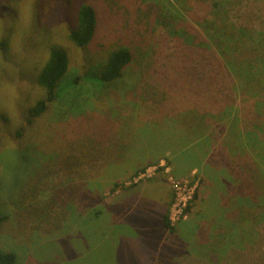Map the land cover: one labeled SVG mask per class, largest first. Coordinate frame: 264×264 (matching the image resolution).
<instances>
[{"label": "rangeland", "instance_id": "374dc122", "mask_svg": "<svg viewBox=\"0 0 264 264\" xmlns=\"http://www.w3.org/2000/svg\"><path fill=\"white\" fill-rule=\"evenodd\" d=\"M81 2L98 16L84 49L68 38L69 0H0V251L18 264H264V0ZM53 48L68 72L14 142ZM119 49L132 63L100 85Z\"/></svg>", "mask_w": 264, "mask_h": 264}, {"label": "trees", "instance_id": "16d2710c", "mask_svg": "<svg viewBox=\"0 0 264 264\" xmlns=\"http://www.w3.org/2000/svg\"><path fill=\"white\" fill-rule=\"evenodd\" d=\"M40 1V0H39ZM73 3L75 11V25L68 30L69 41L74 44L79 49H84L85 47L91 45L95 38L98 25V16L96 9L89 3H82L81 0ZM178 36H185L184 31L179 30L177 33ZM7 41L1 44V49L6 53ZM133 61V55L127 49H119L112 52L106 63L101 68L98 82L100 85L111 86L118 80L122 79L124 73L128 66ZM43 66V67H42ZM42 69L39 72L37 77V85L43 92V96L36 101V103L27 110V115L21 124L22 126L15 131L14 142H17L23 138L27 129L31 127L36 120L42 117L47 113L54 103L57 97V89L61 80L65 77L69 69V59L67 54L57 48L50 49L48 58L45 63L42 65ZM85 79L88 81L90 77L94 79L92 75L85 74ZM91 82V81H90ZM63 93V90H60ZM4 124L8 123L6 119L2 118ZM264 126V125H262ZM247 139L251 137L248 133L246 134ZM254 137L259 139V135L256 134ZM260 140V139H259ZM252 140L245 142V146H251ZM264 149V147H263ZM197 157L196 163L201 161L202 158ZM260 175L264 178V170H261ZM7 201V198H6ZM6 205V204H5ZM8 208V203L2 208ZM1 208L0 205V232L5 224L9 222V216L6 214V211ZM164 226L169 229L171 232H174L172 227V221L168 216L163 217ZM0 264H18L17 256L13 252L0 251Z\"/></svg>", "mask_w": 264, "mask_h": 264}]
</instances>
